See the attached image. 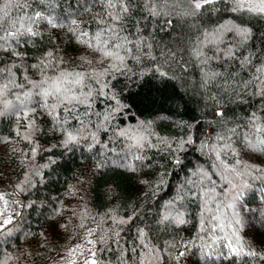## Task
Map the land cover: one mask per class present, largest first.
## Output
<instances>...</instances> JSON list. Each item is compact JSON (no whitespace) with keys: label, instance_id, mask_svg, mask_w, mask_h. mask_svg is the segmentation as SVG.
I'll use <instances>...</instances> for the list:
<instances>
[{"label":"trees","instance_id":"16d2710c","mask_svg":"<svg viewBox=\"0 0 264 264\" xmlns=\"http://www.w3.org/2000/svg\"><path fill=\"white\" fill-rule=\"evenodd\" d=\"M0 37V264L88 228L97 264H264V13L0 0ZM61 73L85 103L43 94Z\"/></svg>","mask_w":264,"mask_h":264},{"label":"snow or ice","instance_id":"6c2138e0","mask_svg":"<svg viewBox=\"0 0 264 264\" xmlns=\"http://www.w3.org/2000/svg\"><path fill=\"white\" fill-rule=\"evenodd\" d=\"M108 2V7L109 8H115L117 7V5H121L123 6L124 0H107ZM214 2V0H192V6L194 9H201L203 8L205 5L207 4H212ZM245 2H248V0H245ZM122 11H127L126 7H121ZM249 11H256V12H261L264 13V0H260V4L259 5H254L253 7L249 8ZM121 17L117 14L115 16H113V20L118 21ZM73 23H75L73 21ZM55 26V25H53ZM114 30V29H113ZM28 31H31V29H28ZM243 31L245 34L247 33L246 29L241 30ZM103 33H98L97 34V41H98V46H99V50L102 51L103 56L105 57H110V58H114L116 60H123V57H121L119 55V51L118 49L120 47H122V45L117 44L115 45V49H117L116 51H112V50H104L103 45H107L108 41L107 40H100V36ZM14 35V34H11ZM86 35V33L84 34ZM0 39H3V37H0ZM49 56H51V53H49ZM0 71H4L3 69H0ZM84 79V74L82 73H61L59 77H57L51 85H49L48 88L44 89L43 94L45 96L48 95H53V94H59L62 99L61 102H68L69 104L73 103V102H78V103H85L87 96H85V99H81L79 96L75 95L73 93L72 88H64L62 89V85L63 84H76L79 85L82 83ZM47 82V80H43L40 81L38 84H35L34 87L37 88H41L43 87V85H45ZM87 95H91V93L89 92ZM219 115V113H218ZM259 131V129H258ZM222 138V137H221ZM69 140H73L75 139V137L69 135L68 137ZM257 146H264V140H258L256 145H253V147H257ZM215 150V149H214ZM217 158L219 159V153H217ZM221 163L223 164V162L221 161ZM205 176H207V173H204ZM225 179H227V177H225ZM229 207H231V205H229ZM3 213H0V215H2ZM182 216V214H181ZM165 219H168L167 216H165ZM180 223H183V220L178 218ZM9 221L5 220L4 223H8ZM91 234V233H90ZM143 234V233H141ZM88 243H93L91 240L88 241ZM181 255H183V253H181ZM91 264H96V261L93 259L91 261Z\"/></svg>","mask_w":264,"mask_h":264},{"label":"rangeland","instance_id":"374dc122","mask_svg":"<svg viewBox=\"0 0 264 264\" xmlns=\"http://www.w3.org/2000/svg\"><path fill=\"white\" fill-rule=\"evenodd\" d=\"M238 4L251 8L254 5H259L260 0H248V2H245V0H238ZM5 193V191L0 190V213H3L0 215V223L4 220V218L6 219L7 216V210L5 212V207L9 201L6 198L8 197L10 199V196ZM89 240L93 243H88ZM93 248L94 230L92 228H88L77 242L67 247L59 254L50 257L43 264H91V261L93 260Z\"/></svg>","mask_w":264,"mask_h":264}]
</instances>
